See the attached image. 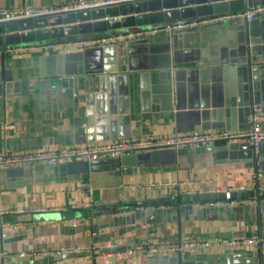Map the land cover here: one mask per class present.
<instances>
[{
  "label": "crops",
  "instance_id": "crops-1",
  "mask_svg": "<svg viewBox=\"0 0 264 264\" xmlns=\"http://www.w3.org/2000/svg\"><path fill=\"white\" fill-rule=\"evenodd\" d=\"M76 1L0 0V11L66 7ZM201 26L114 38L68 51L57 46L21 57L0 51V154L133 136L246 131L251 109L257 106L264 113V14L250 21L221 15ZM106 37L114 36L84 39ZM7 72L12 83L44 84L8 92ZM62 79L76 83L63 87ZM5 125L11 129L5 130ZM261 128L264 131V123ZM131 155L0 171V208L15 211L0 218V249L9 254L0 264H264V256L255 249L217 247L182 258L57 255L60 248L106 242L130 248L143 240L264 238V190L256 188L252 177L259 173L258 184L264 185V143L257 151L237 142ZM151 182H178L182 189L177 199L163 202L160 191L139 188ZM240 186L252 191L228 196L229 189ZM228 198L255 202L208 206ZM77 203L82 208H70ZM137 204L143 209L126 213ZM39 208L44 211H31ZM77 218L81 219L73 226L71 220Z\"/></svg>",
  "mask_w": 264,
  "mask_h": 264
},
{
  "label": "built area",
  "instance_id": "built-area-1",
  "mask_svg": "<svg viewBox=\"0 0 264 264\" xmlns=\"http://www.w3.org/2000/svg\"><path fill=\"white\" fill-rule=\"evenodd\" d=\"M142 0H103L97 2H84L83 0H77L75 4L71 6H62L58 8H33L24 7L20 9H14L11 11H0V17L4 20H21L31 18H42L52 16L60 13H66L70 11H78L82 9H88L98 6H107L114 4H125L131 2H137ZM264 14V4L256 5L246 9L244 12L236 14L237 17L243 18L247 21L254 19ZM212 20V19H211ZM209 20H196L188 21L185 23H173L163 24L155 27L138 30L135 32H126L124 34H118L114 37H106L97 40H87L84 38H71V40L64 42H39L20 44L13 47L0 49L1 52L8 55H16L21 57L25 52L32 51H46L52 50L57 46L65 47V50H69L71 47L82 48L89 44L104 43L117 39H130L135 37H142L145 35H151L160 33L163 31H182L189 28L198 27L211 21ZM248 129L242 132H234L228 130L221 131H193L187 134L175 135V136H151V137H137L133 136L128 139L112 140L104 143L86 144L83 146H73L66 148L48 149V150H36L27 153H1L0 154V171L9 169H22L29 166L42 165V166H58L71 162H93L97 160H109L118 159L125 155H131L137 152L169 149L173 151H180L183 149H198L215 144L232 145L237 142L247 143L248 146L254 151H257L264 143V131L261 126L264 123V113L260 107H253L251 112L247 116ZM5 130L11 129L10 126L5 125ZM253 182L258 190H264V185H259L258 180L260 174H254ZM139 188L144 191H160L161 199L163 202H171L178 198L179 192L182 189V183L178 182H151L149 184H143ZM252 191L251 188L236 187L235 189L228 190V196L232 194H240L243 192ZM136 201V200H135ZM253 198L238 199L228 198L221 201L209 202L208 206H222V205H237L243 203H254ZM165 205V204H164ZM71 209H80L82 205L70 206ZM161 208L163 206L161 205ZM143 209L140 204L130 209L128 212L140 211ZM28 210H19L23 213ZM31 211H44V209H35ZM15 213L14 210L8 208H0V218L5 215ZM81 218L73 219L72 224L75 226ZM4 226V225H2ZM1 226V227H2ZM4 237V234L2 235ZM217 247L225 250L234 249H255L258 253L264 256V238L260 236L240 237L233 239L217 238L214 240H200L198 238L181 239L176 242L168 240H158L155 242L138 241L130 248H121L115 242H106L104 244H96L91 246H77L60 248L56 254L73 252L89 254L95 259H108L114 258L116 260H123L127 257L136 254H165L174 255L182 258L184 255L194 253L203 248ZM50 253H44L48 255ZM19 257H23L24 254H19ZM9 257L8 252L0 249V260H5ZM107 263V262H106ZM105 263V264H106Z\"/></svg>",
  "mask_w": 264,
  "mask_h": 264
},
{
  "label": "water",
  "instance_id": "water-1",
  "mask_svg": "<svg viewBox=\"0 0 264 264\" xmlns=\"http://www.w3.org/2000/svg\"><path fill=\"white\" fill-rule=\"evenodd\" d=\"M260 4H264V0H142L92 7L42 18L4 20L0 17V47L99 33L116 36L121 30H142L163 24L236 15ZM202 27H193L188 30H198ZM5 79L7 82L4 87L8 92L32 90L44 84V81L12 83L8 72ZM45 83L49 84L47 81ZM70 83L75 84L76 80L62 79L60 81L63 87ZM131 156L125 155L118 159H128ZM79 163L87 164V162ZM248 194L253 195L252 192ZM207 197L209 195L202 196V198Z\"/></svg>",
  "mask_w": 264,
  "mask_h": 264
},
{
  "label": "trees",
  "instance_id": "trees-1",
  "mask_svg": "<svg viewBox=\"0 0 264 264\" xmlns=\"http://www.w3.org/2000/svg\"><path fill=\"white\" fill-rule=\"evenodd\" d=\"M130 31L131 30H136V29H129ZM126 31H128V30H126ZM124 33H126V32H123V33H121V34H124ZM106 33H99V34H89V35H83V36H76V38L78 37H80V38H86V37H102V36H104ZM72 38H75V37H72ZM65 39H68V38H65ZM57 40H61V39H57ZM52 41V40H51ZM13 46H16V45H13ZM13 46H2V47H0V49H3V48H8V47H13Z\"/></svg>",
  "mask_w": 264,
  "mask_h": 264
}]
</instances>
